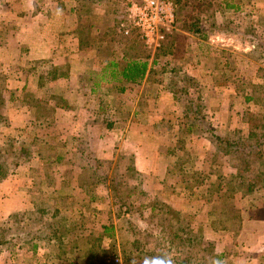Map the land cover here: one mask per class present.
Returning a JSON list of instances; mask_svg holds the SVG:
<instances>
[{"label":"trees","instance_id":"obj_1","mask_svg":"<svg viewBox=\"0 0 264 264\" xmlns=\"http://www.w3.org/2000/svg\"><path fill=\"white\" fill-rule=\"evenodd\" d=\"M103 1L105 0H79L78 2L77 21L79 24L77 26V32L80 33L82 46L85 48L86 35L89 30L91 32L95 31L102 34L117 33L119 37H126L128 39L126 41L130 45L125 46V48L123 47L124 51L122 56L112 57L109 53L103 68L104 72L111 69L110 72L113 77H111L110 81L114 80L115 83H119V85H115L114 90L117 92H125L129 84L141 85L144 80L146 81L144 87L153 83H157L158 85L163 84L167 68L165 65L162 67H157V65L159 64L161 57L175 53V39L169 40V37L173 36L171 33H175V30L166 31L165 41L161 48L157 49L154 53L148 49L143 51L142 49H139L140 46H138V43H142L144 47L147 46L138 29L132 27L128 16V8L131 1L107 0L109 4H116V7H107L111 8V11L114 12L115 22L114 25L110 27L111 30L108 29L109 26L102 30L99 25L91 21V17L93 16L92 12L95 4L102 3ZM171 1L174 3L176 9L175 29L182 26V31L186 30L184 32L200 34L203 38H207L210 34L216 32L222 35L230 33L235 34L234 25L231 27V24L233 23L226 24V22L220 20L219 15L230 9L238 11L240 10L241 5L231 3L230 0ZM180 22H184L183 25ZM234 24L237 26V21H235ZM126 29L130 30L129 34L124 32ZM130 37H133V39L131 40ZM112 42L115 43L116 41ZM256 42L258 47L263 48L262 50H264V42L261 40ZM114 47L115 45L112 44V49ZM114 52L115 51L112 50V53ZM35 66L36 68L34 69V72L37 73L40 78H43L42 80L46 78V81H51L69 76V69L67 67H52L48 70L46 69L47 64L45 62L44 64L42 62L37 63ZM171 71L172 75L170 76L169 86L173 91L174 99L176 101L181 99L182 95L179 96L181 93L186 96V99L183 101L184 115L182 117L183 120L180 122V132L176 143V147L183 152L182 154H177L172 151V155L177 156L173 162V167L175 168L173 169V172L175 173V177L171 182L169 181V178H165L163 181L165 188H168V190H162L155 195L149 194L147 197L144 196L141 205L135 207L134 202L136 199L134 196L137 193V190L129 189V185L122 175V178H118V173L115 170L118 169L119 165H116L113 168L114 171L112 173L104 174L102 172L100 175H97V172L102 165L108 163L110 168L112 160L97 157L95 159L96 165H92L88 161L89 159L86 161L82 156L77 157V146L79 142H81L78 138H76L77 142L75 146H77L73 152L75 158L70 159L69 163L74 165L78 163L76 162L77 159L80 160L79 165L84 172L85 180L82 181L80 179L79 188L86 193V197L82 201L86 208H94L93 206L91 207V202L99 198L95 195L96 189L98 188L97 184L104 183L108 184L107 186L109 187L113 198L116 200L115 204L118 206L116 217L118 219L124 218V216H130L134 214L135 211H140L143 215L144 209L147 207L150 211L149 218L153 219L159 225L160 232L154 235L148 229L142 232L141 229H138L133 225L132 221L127 223L128 225L126 229L120 234L122 237L123 258L125 259L126 264H159L155 262L153 263L152 257L170 261V264H233L231 256L233 254V243L235 241L231 242V245L229 244L230 250L225 248V250L218 252L217 239L215 242L213 240L209 241L206 238V225H210L209 227L211 231H214L215 233L221 231L226 232L229 237L231 236L233 238L235 232L240 229L242 220L234 203L228 205V200H233L236 195H238V197L240 195H249L264 188V94L262 92H260L262 93L260 95L257 94L259 89L264 90V67H260L257 72V77L262 78V81L249 84L248 87H244L241 93L245 106L238 111V114L240 120L244 122L246 126L238 127L231 131H226L225 133L221 132L211 123L208 114L205 112L206 106L200 84H197L190 75H187L188 73L184 74V76L181 75L182 69L180 66L173 68ZM175 78H178V81H175ZM179 82H182L181 84H183V82L187 84L185 86L184 84L180 86ZM43 84L44 83L40 81V85ZM190 88H195L196 92H198L197 97L190 94ZM256 89L258 90L256 91ZM4 93L5 90L0 88V104H3ZM133 105V102H128L127 104L122 105L125 109L121 108V106H117V110L121 111L118 113L119 116L124 114L123 117L128 118L134 107ZM151 106L153 110L157 107L155 103H151ZM137 107L138 109H136V111H144L145 107L140 105H135L134 110ZM38 111L40 112V110ZM46 112L47 114L51 113L48 109ZM2 121L3 116L0 114V123ZM118 123L119 122L115 124ZM188 135L201 136L210 142L211 147L208 153V159L211 166L207 173L197 170L194 165L192 166L191 163L193 161V156L187 148ZM68 144L72 147L74 142L68 140ZM81 144H83V142ZM84 144V146H79L82 153H84L89 146V141L86 140ZM65 145H67V143ZM20 150V153L22 154L28 152L26 147H21ZM5 152L6 150L4 149L3 144H0V181L2 179L5 180L11 175V173L13 174V170H11L10 165L4 159ZM39 153L42 158L48 160L47 162L49 164L46 168L48 174L50 173L49 169L53 167L50 160L53 159L56 162L62 160V156L59 155L55 158H51V156L44 155V151H39ZM92 154L94 153L92 152ZM127 156L128 159H132L134 163L135 155L131 154V156ZM119 157L122 159L121 155ZM138 172L137 168L134 165H131L129 169H127L125 175L127 176L128 173H130V176H132V174H138ZM206 178H209L208 180H210V182H207L208 180H206ZM43 183H45L46 186H52L54 184V179L52 181L49 178L44 179ZM177 186H182L187 190L186 195L190 198L191 203L198 201V203H203L201 207H204V205L207 206L205 211L206 220H204L203 224L199 226H196L195 224L196 220L194 218L199 216L198 210L192 214L183 213L172 204L164 203L162 201L161 197L166 193L168 194V192L175 193ZM56 191L57 189L54 186L53 188L48 189L52 201L55 200ZM45 201H47L46 197L44 200L41 198L33 200L34 206L32 207V210L28 212L36 221L41 222L42 227L44 226L42 221H44L43 219L49 215L48 210H50L48 206L49 203ZM57 201L59 200L57 199ZM53 212L52 215H49L50 221L46 222L48 228H50V233H47L46 237L48 240L57 242L55 249L57 252L60 254L70 253L69 257H72L70 259H73L75 257L73 249L71 248V250H67L64 234L61 233L66 225L63 218H61V220L59 219L61 213L58 203H55ZM17 216V212L12 213L9 217L10 221L16 219ZM73 224L74 228L77 229V232H80L78 238L83 241L85 240L86 244H92L82 263L77 264H115L111 256L114 251L113 249L115 248L114 245H116L117 229L113 222L103 224L100 228L102 231L96 238L91 236L93 229L85 228L84 223L82 224L81 229L77 226V223ZM204 224L205 226H203ZM69 229H66V231L69 232ZM88 230L89 232L84 233ZM139 232L150 236L152 235L155 240V245L146 247L148 246V242L146 243L142 242V240L130 239L131 237L128 233H130L131 236H135V234H138ZM35 238H38L37 235H34L29 239V244H27L26 240L29 249L34 251L36 250V244L34 243ZM106 238H109L111 243L109 248L104 249L102 247V240ZM2 243L9 244L10 247L8 248L14 251L12 249L13 246L11 240L4 238L3 231H0V245ZM138 244L142 246V251L145 250L153 254L146 256L144 253H139L136 255L138 256L137 261H139L132 262L131 257L133 251L128 249L133 245ZM100 255L102 256L100 257ZM146 257L147 260H145Z\"/></svg>","mask_w":264,"mask_h":264},{"label":"rangeland","instance_id":"obj_2","mask_svg":"<svg viewBox=\"0 0 264 264\" xmlns=\"http://www.w3.org/2000/svg\"><path fill=\"white\" fill-rule=\"evenodd\" d=\"M114 1V0H112ZM116 1V0H115ZM231 3H237L238 5H241L240 10H226L224 13H221L219 15L220 20L223 22H226V24H231V27L233 26L235 29V34H227L222 35L218 32L210 34L207 38H203L200 34H191L188 32H184L186 30L182 31V26L178 29H174L175 33H171L170 39H175V47L174 51L175 53L169 56H163L160 58L159 64L157 67H162L165 65L167 68V73L164 75V86L160 88V86L157 83H153L147 87H143L142 85H136L135 87L130 85L128 86L127 91L125 92H117L114 90L115 85H119L118 82L115 83L113 80L112 82L106 83L104 82V87H100L99 93L93 92L90 99H88V94L90 91V87L92 83H97L102 80H110L112 76L110 70L104 72L100 69L105 65V61L108 58V54L113 56H119L121 57L123 54V49L125 46L130 45L127 43L126 40H128L126 37H119L117 33L115 34H109V33H100V32H91L90 30L87 32L86 35V42H85V54L84 57H87V60L92 61V66L96 67V70L94 73L88 72L84 73L82 76V80L80 81V90H81V97L82 100L85 101V108L89 105L92 107L91 109H95L96 111L99 109V115L100 117H97L98 121H96V125L93 127V135L91 140V146L89 147L92 149L90 150L86 149L84 153H82L81 150L77 151L76 154L77 157L82 156V158H85L86 161L88 160L92 165L96 163L95 159L97 157H100L102 159L112 160L111 167L109 168L108 163L104 164L99 168L97 175H100L102 172L104 174L112 173L114 170L113 168L116 165H119L118 169L115 170L118 173V178L122 176L124 177L125 181L129 185V189L137 190L135 194V207H139L143 201L144 196H148L149 194L155 195L158 194L161 189L166 191L168 188H165V184L162 182H158V179H153L152 176H147L143 174L142 172H138V174H131L128 173L126 176V171L129 169L131 165L135 166V161L133 163L132 159H128L127 155H130L134 152V144L137 139L133 137V135H130V131L128 132V135L124 136L123 132L121 134L120 127L125 126L127 120L129 119L126 117H123L124 114H121L119 116L118 113L121 111L117 110V106H121V108H124L122 105L129 103H134L135 105L138 104V106L145 107L143 112H140V110H137V108H132V111L130 115L134 114L138 119H140L141 115L140 113H146L148 116H144L146 122L150 123L147 119H150L151 116L150 113L153 110L151 108V103L157 104L156 100H159V107H161V114L159 117L155 118V121H159L156 124H160L157 126V130L160 131L161 135V141H158V143L161 145L159 148L161 149V152L166 153L168 151V145H169V138H171V133H173L172 129H179L180 122L183 120V106H184V100L186 99V96L184 94H179V96L182 95L181 99L176 101L174 99V94L172 89L170 88V76L172 75V69L180 66L182 69L181 75L184 76V74L188 73L187 75H190L192 79L197 83L200 84V88L204 97L205 106H206V113L208 114V117L211 121V123L219 129L221 132L225 133L226 131H231L238 127H245L246 124L240 120L239 117V110L242 109L245 106V103L242 98V90L244 87H248L249 84L257 83L258 81H262V78L257 77V72L260 67H264V50L263 48H259L256 41H263L264 42V0H230ZM116 7V4H109L107 0L103 1L102 3H96L93 8V16L91 17V21L97 25H99L102 30L106 29L107 26H109L108 29L111 30L110 27L114 25V12L111 11V8L107 7ZM111 11V12H110ZM109 12V13H108ZM235 21H237L238 25L236 26ZM182 23V22H180ZM184 23V22H183ZM182 23V25H183ZM177 31V32H176ZM117 35V36H116ZM90 37V38H89ZM122 39V40H121ZM132 40L133 37H130ZM129 40V41H131ZM112 41H116L115 43ZM168 41V40H167ZM254 41V43H253ZM122 42V43H120ZM139 42V41H138ZM124 43V44H123ZM137 43V42H136ZM140 43V42H139ZM138 46L139 49L150 50L147 47H144L142 43H140ZM168 43V42H167ZM112 44L115 45V47L112 49ZM257 46V47H256ZM124 47V48H123ZM112 50L115 52L112 53ZM89 52L91 54H89ZM87 55V56H86ZM91 55V56H90ZM206 68L212 69V72L207 75H210L209 78H205V72ZM169 71V72H168ZM94 74V75H92ZM216 79L218 82L225 81L226 86L219 87L218 89L214 90L213 88L208 87L207 82ZM175 81H178V78H175ZM101 83V82H100ZM180 86L184 84V86L187 83L181 84L182 82H179ZM190 83V82H189ZM188 83V84H189ZM108 84L110 86H108ZM84 87V88H83ZM258 89H256L257 91ZM47 91V98H51L52 94ZM116 91V94H113L112 96L108 93ZM190 94L194 97H197L198 92H196L195 88L189 89ZM141 92V93H140ZM264 94V90H258L257 94L260 95L262 93ZM79 92L73 90V86L66 91V96L68 95L69 101H74V97L78 95ZM119 94V95H118ZM123 94V95H120ZM142 95V98L140 101L136 104L135 99ZM218 94V95H217ZM147 96V98H146ZM157 98L154 100L153 98ZM220 99V104L215 105L214 101L217 97ZM180 98V97H179ZM224 99V100H222ZM225 102V103H224ZM32 103H35L36 109L40 110V113H43L42 115H46V110L48 108L43 107L44 105L37 104V100L35 97H33ZM225 105H224V104ZM34 104V105H35ZM60 104V103H59ZM117 105V106H116ZM212 107H218V109H213ZM259 107V106H257ZM136 113H135V112ZM140 112V113H139ZM139 115V116H138ZM96 117V116H95ZM117 117H120V119H117ZM141 120V119H140ZM148 121V122H147ZM116 122H119L118 124H115ZM162 122V124H161ZM152 123V122H151ZM115 124V125H114ZM146 127H149V129H152L153 127L151 125H148ZM113 126V127H111ZM108 130L107 138L110 139V144H105L104 142V136H99L102 130ZM147 136H151V133H148L145 129H143ZM153 130V129H152ZM119 133V134H118ZM125 133V132H124ZM25 135V134H23ZM71 136V135H70ZM25 137V136H24ZM68 137V136H67ZM122 138L128 143L122 142ZM19 139V138H18ZM64 139V138H63ZM103 139V141H102ZM188 139V138H187ZM20 142L13 141V140H7L3 146L6 150L4 159L8 162V164L11 167V170H13V173L17 171L18 166L23 162H26L30 160V158L35 157L36 153H34L32 150H30V146L23 145L25 144L23 141L24 139H19ZM164 141V142H163ZM171 141H174V138H171ZM189 141V139H188ZM59 144L54 138V140L51 141L50 146L47 148H44V155L51 156V158H55L58 155H64L70 151V145H64L63 142H60ZM124 144H126L124 146ZM150 144H148L149 146ZM155 145H158L157 142ZM153 143H151V146H155ZM83 146V145H80ZM26 147L28 152L27 153H20V148ZM72 148V147H71ZM81 151V153H80ZM72 152V151H70ZM68 153V159H74L75 155L73 153ZM92 152L95 154H92ZM81 154V155H80ZM122 156V159L119 156ZM52 160V159H51ZM61 162V161H60ZM76 162L80 163V160L77 159ZM117 162V163H116ZM96 165V164H95ZM136 167V166H135ZM50 173H47L46 168H42V172H44L43 175L39 174L38 172L33 170L34 182L32 185V188L30 189L29 196L30 198L28 201H24L23 203H27L28 208L32 209L34 206L33 200H38L39 198L43 199L46 197L47 201L49 203V208L53 209L55 207V203H58L59 209H60V220L63 218L65 222V228L62 229L61 233L64 234V240L67 247V250L73 249L74 245H77L78 240H80L78 237L80 235V232H77V229L74 228L73 222H76L71 218L73 216H70V219L68 221L69 217H66L64 214L69 212L74 208L81 209L83 207L86 208L82 195H86V193L82 190H76V183L73 185L70 184V181L75 177L76 170L74 168H69V165L66 166L64 163H56L51 167ZM81 170V169H80ZM200 170V169H199ZM77 178H81L82 181L85 180L84 172L83 170L79 172L77 168ZM63 174V175H62ZM12 175V173H11ZM122 175V176H121ZM125 175V176H124ZM63 176V178H60ZM51 179V181L54 179V184L52 186H46L45 183H43L44 179ZM169 178V177H168ZM209 178H206L208 180ZM6 180V179H5ZM59 180V181H58ZM165 180V179H164ZM163 180V181H164ZM8 181V180H7ZM5 182L3 179L0 181V231H3L4 238L11 240V244L13 246V250H10L8 247H10L9 244L2 243L0 245V256L4 257L7 264V257L9 259V256L11 253L16 254V256L22 257V250L29 248L27 244H29V239H31L32 236H34L36 233L39 232L40 229L44 231V233H50V228H48V225L46 222L50 221L49 213L48 216H46L45 219H43V227L41 225L40 221H36L33 216H31L28 212L30 211H17L18 216L16 219H13L10 221L9 217L14 212L15 207H21L23 204L21 202L16 204V200L9 199L8 196H3L2 193H7L6 190H4L8 186V182ZM59 187L56 191V196H67L63 198H58L59 201H57V198L55 200H51L50 193L48 192L49 188H53V186L56 185ZM73 182H76V179H74ZM207 182H210L208 180ZM17 186V188H23V183L20 180L19 182H14L13 186ZM98 188L96 189L95 195H97L99 198L93 200L91 204L94 208L99 209L100 211H103L98 216L95 215V220L99 224H102L104 222H108V216L110 218V214L112 213V220L111 222L114 223L117 231H116V245H114V251L112 253V256H120L123 264L125 263V259L123 258V246H122V237L120 234L124 232V229L127 227V223L129 221H132L133 225H135L138 229H141L142 232L146 231L147 229L152 234H158L160 232L159 225L153 220L150 219V211L149 208H145L143 215L140 211H135L134 214L130 216H124V218L118 219L116 217V212L118 211V206L115 204V199L113 198V195L107 186L108 184H97ZM75 186V187H74ZM11 187V186H10ZM74 188V189H72ZM156 188V189H155ZM72 189V191H71ZM160 189V190H159ZM67 191H70L67 193ZM161 192V191H160ZM169 194V192H168ZM168 194L166 193L164 196L161 197L162 201L164 203H170ZM3 196V197H2ZM238 197V196H237ZM177 199V198H176ZM172 199V200H176ZM8 200V201H7ZM12 200V201H10ZM178 203L180 204V209L183 213H193L194 211L199 209V203L198 201H194V203H191L189 200H179ZM228 205H232L234 203V199L228 200ZM171 204V203H170ZM91 205V207H92ZM189 207V210H184L185 208ZM25 207V205H24ZM176 208V207H175ZM187 209V208H186ZM12 210V212H10ZM229 210V209H228ZM9 211V212H8ZM192 211V212H187ZM205 213V212H204ZM190 214V215H191ZM193 216V215H192ZM91 220L90 222H93V217L90 216ZM107 218V219H106ZM196 226H199L204 223V220H206L205 215H199L194 218ZM106 220V221H104ZM109 221V222H110ZM121 221V222H120ZM206 223V222H205ZM78 224V223H77ZM90 224V223H89ZM103 225V224H102ZM205 226V224L203 225ZM210 226V225H209ZM206 225V228L209 227ZM42 227V228H41ZM102 227V226H101ZM100 227V228H101ZM70 228V229H69ZM95 227L94 230L91 232V236L93 238H96L97 235L102 231V229ZM205 228V227H204ZM66 229H69V232L66 231ZM93 229V228H91ZM133 231V230H132ZM142 232H139L138 234H135L131 236L130 233L129 237L131 240L138 239L142 240V242H148V246H154L155 240L153 239L152 235H147ZM144 234V236H143ZM206 238L207 240H213L216 242V239H226L228 237L229 241H231V236L229 237L226 232H219L215 233L214 231H211L210 227L208 230L206 229ZM27 240V244H26ZM79 243L81 244L82 250L79 251V255L85 256L92 244H86L85 240H80ZM111 241L109 238L102 240V247L104 249L109 248ZM229 243V242H228ZM128 244V243H127ZM145 247V249H146ZM142 246L140 244L133 245L130 249V251H133V255L131 257L132 262H138V256L137 254H145L150 255L153 254L151 252L141 250ZM157 252V251H156ZM14 254V255H15ZM13 255V256H14ZM155 255V254H154ZM102 255H100L101 257ZM12 257V256H10ZM147 260V257L146 259ZM161 259H156V257H152L153 263H159Z\"/></svg>","mask_w":264,"mask_h":264},{"label":"crops","instance_id":"obj_3","mask_svg":"<svg viewBox=\"0 0 264 264\" xmlns=\"http://www.w3.org/2000/svg\"><path fill=\"white\" fill-rule=\"evenodd\" d=\"M78 2L79 0H0V88L5 90L3 104H0V114L3 116V121L0 123V144H4L7 140L20 142L19 139L21 140L22 138L25 143L23 145L27 144L30 146V150L36 153L34 155L36 158L32 157L30 160L23 162V164L21 163L17 171L4 180L5 182L8 180V186L4 189L7 193L3 192L2 195L16 200V204L19 201L23 204V206L18 208L16 206L14 212L32 210L28 208L27 203L23 202L28 201L30 198L29 193L31 192L30 189L32 188L35 177L33 170L35 169L36 172L43 175L42 168H47L49 164L47 162L48 160H45L39 155V151H43L42 149L52 145L51 141L54 138H56L59 144L63 142L64 145L66 143L68 145V140L73 141L74 144L72 148L70 147V151H72H69L70 153H73L77 146H75L77 142L76 138L81 141L77 146L78 151L80 150L79 146H84L86 140L89 141L88 145L90 147L94 130L93 127L96 125V121H98L96 118L100 117L98 114L99 109L97 111L91 109L92 107L89 106L91 105L90 103L85 108V101L82 100L80 94L79 80H82L84 73H94L96 67H91L92 61L87 63L89 60H87V57H84L85 50L81 43L82 39L80 33L77 32V26L79 24L77 21ZM89 54L91 53L89 52ZM40 62L43 64L45 62L47 64L46 69L48 70L52 67H67L69 69V76L51 81H46V78L42 80L43 78H40L34 72L35 65ZM104 66L100 69L101 72ZM205 70V78H209L210 75L207 74L208 72L211 73L212 69L206 68ZM40 81L44 84L40 85ZM104 82L109 83L112 81L102 80L97 83H92L88 99L91 98L93 92L99 93L100 87L105 86ZM145 83L146 81L144 80L141 85L144 87ZM207 84L209 89L213 88L214 90L226 86L225 81L218 82L216 79L207 82ZM129 85L130 87H135L139 84ZM72 86L74 91L79 92L74 97L73 103L69 101L68 95L66 96V91ZM108 86L110 85L108 84ZM159 86L161 88L164 84H159ZM46 89L54 96L46 99ZM116 93V91H112L108 94L112 96ZM33 97L36 98L37 104L44 105L43 107L48 108L51 113L43 116V113H40L36 109L37 105L32 103ZM141 98L142 95L140 94L135 99L136 104ZM156 98L157 96L153 99L155 100ZM219 100L218 97L215 98L214 104L219 105ZM156 102L157 107L150 113V119H147L148 121L150 120L148 125H151L153 130L146 127V122H141L146 121L144 118L146 113L141 114L140 111L139 115H141V120L134 114L130 115L125 126L120 127V132L121 134L123 132L124 136H127L130 131V135H133L137 139L133 142L135 144L134 150L132 151L135 155V166L138 171L148 177L152 176L153 179H158V182L160 181L162 183L168 177L171 182L175 177L173 162L177 157L176 155H172V151L177 154H182L183 152L176 147L180 130L172 129L173 133H171V138H174V141H171V138H169L168 151L166 153L161 152L159 148V146L161 147V143L159 144L158 141L163 139H161L160 131L157 130V126L160 124L158 125L156 123L159 121H155V118L160 116L162 109L159 107V100H156ZM212 108L218 109V107ZM117 119L120 118L117 117ZM143 129H147L146 131L148 133L152 132V135L147 136ZM106 131L108 130L104 128L99 136L104 134V142L109 145L110 139L107 138ZM187 138L189 139L187 148L193 156L192 166L194 165L197 170L200 169V171L207 173L211 166L208 159V153L211 147L210 142L197 135H188ZM82 142L83 144H81ZM122 142L128 144L123 138ZM156 142L158 145H155ZM151 143L155 146H151ZM148 144L150 145L148 146ZM89 147L86 149L91 152L92 149ZM69 152L65 156L59 155L62 156L61 162L66 164V166L69 165V168L76 170L75 177L70 181V184L72 183L74 185L76 183V190H82L79 188L81 178H77V168L79 172L82 171V168L79 165L80 163L74 165L69 163ZM50 162L52 166L56 163H61L53 159ZM61 178L63 176L58 179ZM74 179H76V182H73ZM20 180L23 183V188L13 186L14 182H19ZM58 181L54 186L56 189H59L57 186ZM175 191V193L170 192L168 194V197H170L169 202L174 207L182 209L178 201L182 199L185 201L190 200L186 195L187 190L182 186H177ZM64 196L55 195V199L63 198ZM237 196L234 198V205L242 220L240 229L235 232L231 241L228 240V237L222 240L217 238V251L221 252L225 248L230 250L229 244L231 245V242L235 241L231 256L233 264H264V188L249 195ZM85 197L86 195H82V198ZM202 204L199 202V215H205L204 212L207 209L206 205L201 207ZM186 208L184 210L190 209L187 206ZM48 211L51 215L54 213L53 209ZM102 212L97 208L88 209L83 207L80 210L71 208L64 215L69 217L68 221L70 216H73L71 220L78 217L74 220L76 222L73 223H78L77 226L80 229L84 223L85 228H93L94 230L95 227L100 228L102 224H109L110 220L113 221L111 213L110 218L108 216V222L102 224L96 222L94 219L95 215L98 216ZM90 216L93 217V222H90ZM206 229L208 230V228ZM87 232L89 230L84 233ZM35 235L38 237L34 239L36 250H30L29 248L24 251L22 250V257L16 256L15 252L11 253L10 256L12 257L9 256V259L7 257V264H77L82 263L85 258V256L79 255V251L83 247L79 243L80 240L73 247L75 259H70L72 258L69 257L70 253L60 254L55 250L57 242L48 240L46 232L44 233L43 230H39ZM5 259V256H0V264H6Z\"/></svg>","mask_w":264,"mask_h":264},{"label":"built area","instance_id":"obj_4","mask_svg":"<svg viewBox=\"0 0 264 264\" xmlns=\"http://www.w3.org/2000/svg\"><path fill=\"white\" fill-rule=\"evenodd\" d=\"M128 16L133 28L138 29L147 48L153 53L161 48L166 31L176 27V9L171 0H130ZM129 29L124 32L129 34ZM115 264H123L119 256L112 257ZM110 261V260H109Z\"/></svg>","mask_w":264,"mask_h":264},{"label":"clouds","instance_id":"obj_5","mask_svg":"<svg viewBox=\"0 0 264 264\" xmlns=\"http://www.w3.org/2000/svg\"><path fill=\"white\" fill-rule=\"evenodd\" d=\"M159 264H170V261H166V260H164V259H161V260L159 261Z\"/></svg>","mask_w":264,"mask_h":264}]
</instances>
